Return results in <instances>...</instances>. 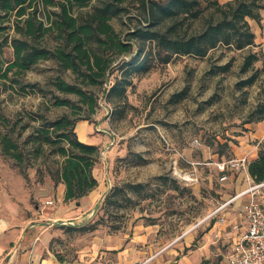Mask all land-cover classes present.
Here are the masks:
<instances>
[{"label": "rangeland", "instance_id": "374dc122", "mask_svg": "<svg viewBox=\"0 0 264 264\" xmlns=\"http://www.w3.org/2000/svg\"><path fill=\"white\" fill-rule=\"evenodd\" d=\"M257 1L262 5L261 20L247 18L255 34L254 44L236 49L218 43L202 56L173 55L166 63L154 59L150 70L133 76L126 84L123 99L107 101L100 92L95 112L89 119H81L90 122L96 135L110 138L106 142H111L107 148L110 151H99L95 165L101 167L105 176V170L109 173V188L124 182L151 180L149 196H137L136 204L124 211L114 212L111 208L112 212L103 213V224L91 232L66 230V226L86 224L100 216L99 206L104 196L84 213H70V201L64 200L58 204L52 200L40 209L43 202L33 196L32 188L50 178L44 165H52L53 158L49 157L45 163L41 158L25 160L27 166L22 171L12 158L2 154L0 144V209L10 197L23 210L37 209L50 218L58 217L50 228L55 232L53 246L61 259L83 257L84 249L98 239L101 244L117 249L128 243L152 245L157 249L175 244L180 248L176 246L170 252L169 264L188 251L193 253L194 262L219 264L226 250V246H218L220 225L211 231L213 224L208 219L201 220L221 201L232 197L243 185L244 178L242 170L229 171L228 178L220 181L215 162L246 154L251 160L259 149H264V117L258 119L264 105V0ZM126 10L110 20L122 34L143 23L140 6L129 5ZM45 13L43 10L39 14L43 18ZM12 19L10 16L0 25L8 26ZM203 24V19L199 20L195 28L200 29ZM2 33L13 35V28L8 26ZM251 52L258 59L244 70L245 55ZM4 56L11 58L10 46L5 48ZM57 73L53 61H41L23 79L38 84L42 91L5 90L0 86V133L19 119L11 135H18L21 125L25 124L28 126L21 131L23 138L39 122L33 117L70 114L68 107L51 105V93L58 92L51 84ZM120 74L121 69H115L110 82ZM250 76L254 80L249 84L245 81ZM63 77L73 80L70 71L64 72ZM57 94L76 99L73 95ZM78 115L85 113L75 117ZM107 154V158L111 157L110 164L104 160ZM164 174L176 179L178 188L152 179ZM235 210L229 208L230 214ZM136 236L139 241H132ZM115 251L107 253L108 264L116 259ZM151 253L155 252L143 250L140 260Z\"/></svg>", "mask_w": 264, "mask_h": 264}, {"label": "trees", "instance_id": "16d2710c", "mask_svg": "<svg viewBox=\"0 0 264 264\" xmlns=\"http://www.w3.org/2000/svg\"><path fill=\"white\" fill-rule=\"evenodd\" d=\"M133 4L140 6L143 23L122 34L110 20ZM261 7L257 0H0V24L13 18L8 25L13 35L2 33L8 26L0 25V86L5 90L42 91L38 84L25 82L23 77L39 62L51 60L58 70L51 81L54 89L76 97L52 92L51 105L68 107L70 114L33 117L39 122L23 138L21 131L28 126L25 124L18 135H11L18 119L0 133L2 154L12 158L22 171L27 166L25 160L41 158L45 163L53 158L52 165H44L47 175L54 185L64 183V202L74 200L78 205L79 199L98 185L92 170L98 161L99 146L81 141L75 125L95 112L99 93H104L107 101L123 99L126 84L133 76L150 70L154 59L166 63L173 55L202 56L218 43L236 49L251 46L255 34L247 18L259 22ZM43 10L46 13L42 18L39 13ZM202 19L203 27L196 29L195 23ZM8 46L11 58L7 59L4 51ZM257 59L255 52L247 53L243 69L250 68ZM115 69H121V74L110 82ZM66 71L73 75L72 81L63 77ZM253 80L250 76L245 82ZM82 112L85 115L75 117ZM263 117L264 105L258 119ZM247 169L254 181L264 179V149L258 150ZM152 179L178 188L176 179L168 175ZM150 183L111 186L99 206L100 216L86 224L66 226V230H95L103 224V213L112 212L111 208L114 212L124 211L136 204L137 196H149Z\"/></svg>", "mask_w": 264, "mask_h": 264}, {"label": "crops", "instance_id": "0c3cea01", "mask_svg": "<svg viewBox=\"0 0 264 264\" xmlns=\"http://www.w3.org/2000/svg\"><path fill=\"white\" fill-rule=\"evenodd\" d=\"M75 130L81 141L98 145L99 151H102V153L109 150L107 148L111 145V142L109 144L106 143L110 140L109 136L96 135L90 122L87 120L78 121L75 125ZM104 147L107 150H103ZM107 156L108 154L105 155L104 160L107 164H110L111 159L109 158L111 157L109 155L107 158ZM105 171L107 173L106 176L104 171H101V167L94 166L92 172L98 180V185L87 195L80 198L78 205L75 204L74 200L70 201L69 204L72 208L70 213L76 211H80V213L87 212L105 195L110 186V184L107 183L109 173L107 170ZM239 175L241 174L239 173ZM245 186L246 181L244 179L243 185L237 189L235 193ZM32 190L33 196L43 202L41 203L42 205H40L41 209V206H46V200H53L55 204L60 203L64 198L65 185L63 182H58L56 186H54V182L50 178H47L41 184L32 188ZM242 200H244L245 203V197L235 199L222 211V214L228 218L227 221L229 224L220 225L219 229H229L230 236L227 239L222 238L219 241V248L220 244L221 246H226V250L222 254L219 264L223 263L224 255L229 249L230 243L235 241L238 233L245 229L246 224L242 215L244 203ZM229 208L236 209L235 213L230 214ZM57 219L58 217L50 218L44 212H38L37 209L33 212L29 209L23 210L9 197L8 201H6L0 209V264H108L107 253L112 250H116L113 252L116 259L110 264H169L171 261L170 252L174 251L177 247L178 249L180 248L179 245L175 244L165 245L162 246L161 249H157V247L152 245L144 244L142 246H136L128 243L117 249L111 245L101 244L98 242V239H94L92 243L84 249L83 254H81L83 257L79 256L78 259L74 260L61 259L53 246L52 240L55 236V232L50 228L54 220ZM208 220L211 225L213 224L210 230L215 231L218 226L217 218L211 217ZM61 223H63V221H61ZM233 224L237 225V228H233ZM138 238L136 236L135 239L132 238L131 240H136V242H138ZM215 241L218 243L217 240ZM146 249H152L155 253H151L147 258L140 260L141 257L139 254ZM161 256L162 260H160ZM193 257V253L188 251L186 254H182L178 259H174L173 263L214 264L211 262H194Z\"/></svg>", "mask_w": 264, "mask_h": 264}, {"label": "built area", "instance_id": "2783aa9c", "mask_svg": "<svg viewBox=\"0 0 264 264\" xmlns=\"http://www.w3.org/2000/svg\"><path fill=\"white\" fill-rule=\"evenodd\" d=\"M249 161L248 154H246L215 162L220 173V181L228 178L229 171L238 172L239 170H242L246 181L244 188L232 197L221 201L201 220L216 217L218 225H228V218L222 214V211L235 199L245 197L242 212L246 224L245 229L238 233L235 241L230 243L222 264H264V179L261 181L252 179L247 169ZM51 203L52 200L45 201V205ZM232 227L237 228V225L233 224ZM218 234V239H227L230 236L227 229H223L222 232L219 229Z\"/></svg>", "mask_w": 264, "mask_h": 264}]
</instances>
